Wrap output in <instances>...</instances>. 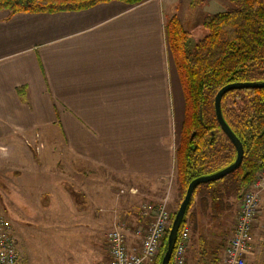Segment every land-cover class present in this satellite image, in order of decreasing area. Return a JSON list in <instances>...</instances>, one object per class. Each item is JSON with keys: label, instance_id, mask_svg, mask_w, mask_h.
<instances>
[{"label": "crops", "instance_id": "0c3cea01", "mask_svg": "<svg viewBox=\"0 0 264 264\" xmlns=\"http://www.w3.org/2000/svg\"><path fill=\"white\" fill-rule=\"evenodd\" d=\"M179 1L114 0L84 10L15 15L0 10V161L11 152L17 160L23 138L41 133L63 151L69 178L102 169L140 194L175 205L185 98L166 20ZM107 189L89 194L104 199ZM137 199L128 194L127 204L137 210L127 228L132 247L140 244L137 230L144 231L155 213L142 217ZM107 214L119 218L118 211Z\"/></svg>", "mask_w": 264, "mask_h": 264}, {"label": "rangeland", "instance_id": "374dc122", "mask_svg": "<svg viewBox=\"0 0 264 264\" xmlns=\"http://www.w3.org/2000/svg\"><path fill=\"white\" fill-rule=\"evenodd\" d=\"M234 7L228 0H180L176 9H168L171 15L167 17L166 24L172 16L177 15L190 32L189 44L194 47L207 34L202 26L204 16ZM23 140L25 146L23 150L17 149V160L11 152L12 158L8 157L11 156L8 153L5 156L7 158L3 157L0 161V211L10 222L20 254V264H105L110 253L108 233L116 227L115 223L122 221L130 226V223L136 221L133 213L137 210L130 207L131 203L127 204L131 192L138 197L134 206L140 207L142 212L145 205H149L147 209L150 213L158 203L166 202L174 214L180 206L181 191L177 181L174 186L178 187V200L172 206L163 196L155 201L148 196L149 193L134 191L127 183H119L102 169L88 168L83 174L78 171L72 175L73 178H69L71 175L64 166L63 151L52 146V137L37 133L25 136ZM54 142L60 145L58 139ZM179 142L180 134L177 148ZM253 182L240 197L230 199V210L223 212L217 220L211 219L202 210L198 196L195 198L191 214L187 217L191 231L188 264H223L225 248L232 235L243 194L251 189ZM101 186L108 188L109 192L104 199L99 200L97 195L89 194L90 189ZM171 186L168 183L167 189H171ZM83 203L87 205L85 210L73 213L75 207L79 208ZM108 211L114 213L113 217L118 211L119 218H112L107 214ZM141 216L148 218L151 215ZM153 216L152 221L155 218ZM263 221L264 189L255 248L247 264H264Z\"/></svg>", "mask_w": 264, "mask_h": 264}, {"label": "trees", "instance_id": "16d2710c", "mask_svg": "<svg viewBox=\"0 0 264 264\" xmlns=\"http://www.w3.org/2000/svg\"><path fill=\"white\" fill-rule=\"evenodd\" d=\"M110 1L114 0H0V10H8L11 15L54 13L84 10ZM118 1L134 5L144 0ZM228 1L235 7L204 16L202 26L207 34L194 47L189 44L190 32L177 15L166 24L185 98L184 123L176 150L181 202L194 179L214 174L237 159V149L217 119L215 97L219 90L230 83L264 81V0ZM222 109L243 143V162L224 178L196 188L179 232L187 224L197 196L202 210L217 220L230 210V199L240 197L264 168V88L232 90L223 97ZM167 237L156 264H160L167 249Z\"/></svg>", "mask_w": 264, "mask_h": 264}, {"label": "built area", "instance_id": "2783aa9c", "mask_svg": "<svg viewBox=\"0 0 264 264\" xmlns=\"http://www.w3.org/2000/svg\"><path fill=\"white\" fill-rule=\"evenodd\" d=\"M263 189L264 169L257 175L251 189L243 194L236 223L225 248L223 264H247L249 255L254 251ZM121 192L124 193L123 190ZM148 206L145 205L141 215H149ZM154 210V220L144 231L138 229L136 232L140 237V244L137 246L129 245L128 223L122 221L115 223L116 227L108 233L110 253L109 261L105 264H156L163 241L171 229L173 218L166 202L158 203ZM262 228H264V221ZM190 232L189 226L185 224L179 232L170 264H188ZM0 264H20V254L10 222L1 211Z\"/></svg>", "mask_w": 264, "mask_h": 264}, {"label": "water", "instance_id": "95a60500", "mask_svg": "<svg viewBox=\"0 0 264 264\" xmlns=\"http://www.w3.org/2000/svg\"><path fill=\"white\" fill-rule=\"evenodd\" d=\"M244 88H264V81L230 83L222 87L215 97V110H216L217 119L223 131L226 133V135L230 138V140L235 145L237 149V153H238L237 159L234 163H232L228 167L214 174L198 177L189 184L185 197L180 203V206L172 221V226H171V229L167 237V249L163 255V258L160 264H170L171 263V258H172L173 251H174L177 239H178L179 231L185 219L188 207L190 206V203L192 202V199L194 197L196 188L202 183L217 181L219 179L224 178L225 176L229 175L230 173L238 169L243 162V158L245 154L243 143L238 138V136L234 133V131L231 129L230 125L227 123L224 117L223 109H222V100H223V97L228 92L232 90L244 89Z\"/></svg>", "mask_w": 264, "mask_h": 264}]
</instances>
